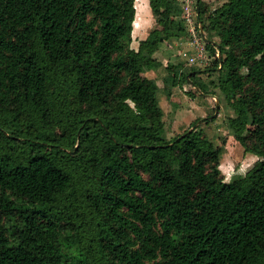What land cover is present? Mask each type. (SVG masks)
Listing matches in <instances>:
<instances>
[{
    "label": "trees",
    "instance_id": "obj_1",
    "mask_svg": "<svg viewBox=\"0 0 264 264\" xmlns=\"http://www.w3.org/2000/svg\"><path fill=\"white\" fill-rule=\"evenodd\" d=\"M173 1L148 0L134 49V0H0V264H264V0H198L219 51L199 70L219 72L232 136L258 156L228 182L220 146L165 136L143 76L190 35Z\"/></svg>",
    "mask_w": 264,
    "mask_h": 264
},
{
    "label": "rangeland",
    "instance_id": "obj_2",
    "mask_svg": "<svg viewBox=\"0 0 264 264\" xmlns=\"http://www.w3.org/2000/svg\"><path fill=\"white\" fill-rule=\"evenodd\" d=\"M195 3L192 4L193 15L195 12ZM206 2L207 11L219 5L223 0H203ZM183 0H174V15L182 17L183 14ZM135 15L133 20V27L130 32L131 43L130 46L137 48L141 39L149 37L150 30L154 27L155 22L152 16L148 0H134ZM191 24H186L189 31V37L184 39H174L169 44L161 45L157 52V57L162 62L157 69L148 70L143 73V76L155 80L159 87L157 97L159 104L165 110L164 115V133L167 138L182 132L184 129L192 128V135L212 141L216 146H220L222 153L220 156L219 168L222 173V178L231 176V179L237 175L243 174L253 165L258 159L257 154L246 150L233 136V128L229 124V117L234 115L233 107H231L222 95L217 83L219 72L216 70H199V67L205 68L213 58L219 54L216 46L213 51L206 47V42L201 39V45L204 55L207 56V62L196 60L189 63L188 55L186 53H196V48L192 46L191 40L193 34L200 36L199 27L196 22L197 17ZM202 24V22H201ZM191 28H193L191 30ZM192 33V34H191ZM205 34V32H204ZM206 35V34H205ZM188 36V35H187ZM201 37V36H200ZM214 41H219V35L212 37ZM241 58H244L243 56ZM244 60H240L239 66H244ZM167 63L172 65V70L166 68ZM196 70L193 75L196 79L205 83L207 92L201 94L190 82L183 80L187 72ZM172 71L175 73V83L171 84ZM233 101H236L233 99ZM217 110V111H216ZM253 124H249L251 129ZM144 130L148 129V124L140 125Z\"/></svg>",
    "mask_w": 264,
    "mask_h": 264
},
{
    "label": "built area",
    "instance_id": "obj_3",
    "mask_svg": "<svg viewBox=\"0 0 264 264\" xmlns=\"http://www.w3.org/2000/svg\"><path fill=\"white\" fill-rule=\"evenodd\" d=\"M195 3V0H183V14L182 18H184V21L186 24H191L194 21L193 18V9H192V4ZM195 14V12H194ZM198 24V23H197ZM193 28H191L192 30ZM192 34V33H191ZM202 38L199 36H195L193 34V38L189 40L191 42L192 46L196 48V53L190 54L186 53L188 55V61L189 63L195 62L196 60L201 61V62H207V56L204 55V51L201 45V40Z\"/></svg>",
    "mask_w": 264,
    "mask_h": 264
},
{
    "label": "water",
    "instance_id": "obj_4",
    "mask_svg": "<svg viewBox=\"0 0 264 264\" xmlns=\"http://www.w3.org/2000/svg\"><path fill=\"white\" fill-rule=\"evenodd\" d=\"M195 14H196V17H197V20H198V27H199V33H200V36L201 38L205 41V42H211L213 43V41L209 40L205 34H204V30H203V26L201 24V21H200V18H199V8H198V0L196 1V5H195ZM217 111V110H216ZM191 129V128H190Z\"/></svg>",
    "mask_w": 264,
    "mask_h": 264
},
{
    "label": "clouds",
    "instance_id": "obj_5",
    "mask_svg": "<svg viewBox=\"0 0 264 264\" xmlns=\"http://www.w3.org/2000/svg\"><path fill=\"white\" fill-rule=\"evenodd\" d=\"M241 174H243V170L241 171ZM231 180V176L226 177V182Z\"/></svg>",
    "mask_w": 264,
    "mask_h": 264
},
{
    "label": "crops",
    "instance_id": "obj_6",
    "mask_svg": "<svg viewBox=\"0 0 264 264\" xmlns=\"http://www.w3.org/2000/svg\"><path fill=\"white\" fill-rule=\"evenodd\" d=\"M158 55V53H156Z\"/></svg>",
    "mask_w": 264,
    "mask_h": 264
}]
</instances>
